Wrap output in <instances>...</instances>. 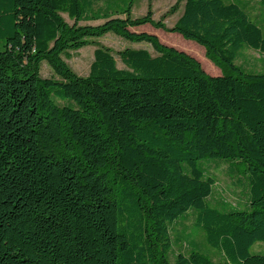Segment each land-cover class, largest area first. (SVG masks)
I'll return each mask as SVG.
<instances>
[{"label": "trees", "instance_id": "obj_1", "mask_svg": "<svg viewBox=\"0 0 264 264\" xmlns=\"http://www.w3.org/2000/svg\"><path fill=\"white\" fill-rule=\"evenodd\" d=\"M98 1L0 0V264H264L251 251L264 242V71L236 62L264 54L254 0H175L173 26L154 19L153 0L135 18L136 0L124 18L93 11ZM146 24L201 44L222 73L131 29ZM108 32L158 54L120 50L123 69L100 45L79 75L64 55ZM44 60L58 78L42 76ZM213 158L248 178L244 208L208 202ZM191 209L222 259L170 260L171 225Z\"/></svg>", "mask_w": 264, "mask_h": 264}, {"label": "rangeland", "instance_id": "obj_2", "mask_svg": "<svg viewBox=\"0 0 264 264\" xmlns=\"http://www.w3.org/2000/svg\"><path fill=\"white\" fill-rule=\"evenodd\" d=\"M128 1L129 0H101L93 5V11H99L101 16H103L104 13H108L112 17L124 18L127 16L125 9L128 6ZM174 3L175 0H153L152 10L154 19L159 20L160 18H164V22L167 26H173L184 10L183 2L177 12L164 17V14ZM148 5L149 0H136L131 10V16L135 18L146 14ZM249 5L251 6V18L264 30V6L259 4L256 0L250 2ZM64 16L70 23H73V20L69 18L67 13H65ZM105 20L104 17L87 19L82 20L81 24L97 25L105 22ZM131 29L135 31H147L158 35L163 43L174 46L179 50H183L196 57L201 62L203 68L211 75H219L222 73L221 68L207 57L204 46L194 40L184 38L179 32H168L162 28H156L152 24L132 27ZM95 40L96 43H91L78 50H69L64 55L67 63L79 75H88L91 63L94 60V50L100 45L109 47L113 51L118 67L123 69L128 67L120 58L118 53L120 50L125 48L147 49L153 55L158 54L151 43L147 41H131L115 34L114 32H108L101 37L95 38ZM236 62L242 64L249 70L264 71V54L254 49L244 50ZM40 72L43 77L58 78L46 60L42 62ZM204 162H210L209 173L218 177V184L214 187V192L208 199V202L213 206L223 208L218 202L225 200L234 206L238 205L244 208L246 194L249 192L248 178L245 177L238 180V178L234 176L236 173L232 170H228L230 161L225 158L206 159ZM238 168L241 170L243 169L242 166H238ZM240 181L241 184H239ZM196 216L197 211L191 209L185 216H181L171 225L173 247L169 253V258L172 262H174L176 255L180 251L190 253L192 250H199L216 260H220L224 257L221 250L211 246L207 242L205 232L195 225ZM251 251L253 253H264V242H257L254 244Z\"/></svg>", "mask_w": 264, "mask_h": 264}]
</instances>
